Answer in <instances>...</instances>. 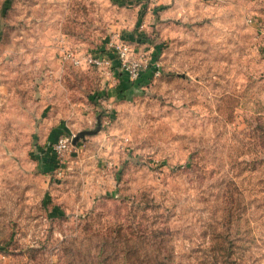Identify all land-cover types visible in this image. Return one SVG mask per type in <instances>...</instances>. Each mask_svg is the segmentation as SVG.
<instances>
[{
  "label": "rangeland",
  "instance_id": "rangeland-1",
  "mask_svg": "<svg viewBox=\"0 0 264 264\" xmlns=\"http://www.w3.org/2000/svg\"><path fill=\"white\" fill-rule=\"evenodd\" d=\"M0 264H264V0H0Z\"/></svg>",
  "mask_w": 264,
  "mask_h": 264
},
{
  "label": "built area",
  "instance_id": "built-area-1",
  "mask_svg": "<svg viewBox=\"0 0 264 264\" xmlns=\"http://www.w3.org/2000/svg\"><path fill=\"white\" fill-rule=\"evenodd\" d=\"M113 42H108L107 47L102 52L90 53L85 55H75L72 52L66 51L63 55L65 61L70 62L74 67L78 68H95L105 75L114 78L117 73L124 74L129 81H137L141 74L146 71L150 65L139 58H133L129 47L125 44L113 45ZM154 75L159 74L158 66H152ZM75 134L68 133L59 135L57 140L52 145V151L59 159L56 169L57 176L62 175V165L65 154L72 148V141Z\"/></svg>",
  "mask_w": 264,
  "mask_h": 264
},
{
  "label": "crops",
  "instance_id": "crops-1",
  "mask_svg": "<svg viewBox=\"0 0 264 264\" xmlns=\"http://www.w3.org/2000/svg\"><path fill=\"white\" fill-rule=\"evenodd\" d=\"M59 128H61V130H64L62 127ZM60 132V129H56L53 133H51V137L49 138L50 142H55L59 135H61Z\"/></svg>",
  "mask_w": 264,
  "mask_h": 264
},
{
  "label": "trees",
  "instance_id": "trees-1",
  "mask_svg": "<svg viewBox=\"0 0 264 264\" xmlns=\"http://www.w3.org/2000/svg\"><path fill=\"white\" fill-rule=\"evenodd\" d=\"M142 75V74H141ZM116 77H119V79H122V78H126V79H128L124 74H120V73H117V76ZM141 77V76H140ZM140 79V78H139ZM138 79V80H139ZM137 80V81H138ZM137 81H135V82H137ZM145 206H148V205H145ZM153 207H155V208H158V206H153ZM147 209H151V208H147Z\"/></svg>",
  "mask_w": 264,
  "mask_h": 264
},
{
  "label": "water",
  "instance_id": "water-1",
  "mask_svg": "<svg viewBox=\"0 0 264 264\" xmlns=\"http://www.w3.org/2000/svg\"><path fill=\"white\" fill-rule=\"evenodd\" d=\"M81 134L79 135H76L74 138H73V141H72V145H75L77 143V141L79 140Z\"/></svg>",
  "mask_w": 264,
  "mask_h": 264
}]
</instances>
